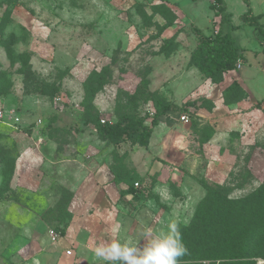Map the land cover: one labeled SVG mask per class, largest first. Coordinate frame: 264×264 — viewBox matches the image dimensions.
Listing matches in <instances>:
<instances>
[{
  "label": "rangeland",
  "instance_id": "374dc122",
  "mask_svg": "<svg viewBox=\"0 0 264 264\" xmlns=\"http://www.w3.org/2000/svg\"><path fill=\"white\" fill-rule=\"evenodd\" d=\"M215 1L0 0V264H111L94 254L88 257V250L94 252L96 246L106 245L105 241L108 244L98 230L115 232L122 220L118 230L123 236L118 240L131 238L142 246L146 230L153 234L166 230L172 220L178 226L188 225L196 204L214 185L229 188L230 198H238L264 182V93L262 102L255 96L263 118L246 119L241 132L226 130L235 122L224 109L235 104L219 106L212 115V111L198 109L170 110L168 116L176 121L187 115L189 124L173 130L184 137L182 147L177 148L181 154L171 155V172L180 176L175 183L170 177L165 180L168 193L159 200L163 204L151 197L148 167L142 166L148 152L126 141V154L119 165L121 161L112 159L115 151L111 144L98 148L97 153L111 163L110 169L117 167L120 175L142 180L133 167L142 166L143 181L130 189L123 183L126 193L114 209L100 205L96 197L90 208L77 213L80 225H71L74 230L68 233L71 218L66 220L67 240L55 229L62 226L60 207L68 199L62 191L71 193V186L60 180L50 164L41 176L32 151L31 165L21 160L26 149L48 143L46 129L51 128V133L59 123L70 124L69 130L62 128L56 136L55 151L59 153L63 147L58 142L66 145L67 134L77 133L84 125L81 103L92 71L98 72L96 80L104 83L93 100L101 123H110L112 116L149 119L154 112L150 99L158 95L166 97L173 108L202 97V92L220 99L214 86L219 83L206 81L189 63L199 41L213 37L219 29L232 30L242 50L239 62L243 65L236 73L247 77L259 73L264 91V0H222V15L230 24H221ZM154 7H167L176 17L159 37L155 36L158 27L166 22ZM172 37L173 51L164 56L159 51ZM212 122L218 135L200 144L191 125L196 123L198 131ZM85 130L78 136L81 143H96L90 130ZM49 145L43 151L52 160L54 149ZM158 155L162 156V149ZM78 178L79 174H74L72 183ZM140 201V207L131 210L129 206ZM79 229L87 233L77 237Z\"/></svg>",
  "mask_w": 264,
  "mask_h": 264
},
{
  "label": "trees",
  "instance_id": "16d2710c",
  "mask_svg": "<svg viewBox=\"0 0 264 264\" xmlns=\"http://www.w3.org/2000/svg\"><path fill=\"white\" fill-rule=\"evenodd\" d=\"M215 2L216 13L221 15V24H230L225 15H222L225 12L222 0ZM153 10L166 22L158 27L155 36L159 37L165 29L174 24L176 17L167 7H154ZM173 46L174 38L172 37L165 42V48H161L159 53L169 56L173 51ZM241 52V48L232 35V30L219 29L213 37L199 41L190 54L189 63L206 80L220 83L224 73L237 69V64L242 58ZM98 78L99 73L92 71L86 80V93L81 103L83 124L91 126L100 140L114 147L131 140L132 145L147 148L159 119L171 109L173 111L196 110L204 107L211 111L213 108L212 103L205 99L188 101L180 108H173L164 96L158 95L154 99H150L154 112L149 119L132 120L129 117L116 116L117 121L113 124L101 123V114L93 107L94 97L104 84L100 80H96ZM94 80H96V86H93ZM234 92L240 95L236 96ZM245 97V93L236 82L223 90L225 104L237 103ZM147 120H150L149 124L146 123ZM191 129L194 134L197 132L200 144L208 142L214 134L213 129L207 125L197 131L195 123L191 125ZM53 130L50 133L51 128L46 129V138L56 139V136L64 129L53 127ZM124 157V155L119 156L116 153L112 155V159L116 161H121ZM120 163L122 161L117 164L120 165ZM116 168L110 169L114 177L113 183L116 185L126 183L128 189L138 183L139 180L136 176L131 178L127 175H120ZM62 192L68 196V199L60 207L59 222L62 223V226L55 231L64 237L65 222L71 218L68 207L73 195L68 190ZM125 193L124 190L119 191L120 197H123ZM229 193V188L214 185L196 204L188 225H179L187 253L179 258L178 264H257L258 260L264 261V182L242 197L230 198ZM134 198L139 200L137 196Z\"/></svg>",
  "mask_w": 264,
  "mask_h": 264
},
{
  "label": "crops",
  "instance_id": "0c3cea01",
  "mask_svg": "<svg viewBox=\"0 0 264 264\" xmlns=\"http://www.w3.org/2000/svg\"><path fill=\"white\" fill-rule=\"evenodd\" d=\"M239 64L240 65L239 67L237 66L236 70L242 68L243 63L239 62ZM247 65L251 67V65L249 64ZM236 70L228 71L224 73L222 82L219 83L218 85H214L215 88H218L217 90H218L220 99L217 98L216 100H213L208 92L206 93L202 92V95H203L202 97L191 100V101H194V100L205 99V100L210 101L213 106L211 110L212 111L211 115H212L214 111L219 108V106H222V107L225 106L224 99H223V90L229 85H231L233 82H236L239 85V87L243 90L246 97L243 100H241L240 103L238 102L237 104L234 103L235 104L234 106H228V107L226 106V108L224 109L227 112V115L229 113L230 115L229 117H231L230 118L231 121L233 120L235 122L234 126H231L229 129L226 128L227 132L228 131L230 132L231 130L239 131L240 127L244 126V124L242 123H244L246 119L249 120V118H258V119L263 118L262 109H264V105L262 106V109H261V104H258L259 102H262L263 97L261 95L264 93V91H262V88H261L263 87V84H261L262 80H261L260 74L252 72V75L248 77L245 75L239 76L236 73ZM206 81H209V80H206ZM255 96L258 98L260 97V100L258 103L257 102L255 103L256 101ZM214 105H215V108H214ZM257 105H259L260 109L256 108ZM198 110L208 111L204 107L198 108ZM234 111L235 113H230ZM169 113H170V110L165 112V114L159 119L158 125L153 129L151 138L149 140L148 147L142 148L143 152H146V153L148 152L147 153L148 156H145V161L142 164V166L148 167L147 172L149 171L148 174L151 179L149 189L152 192L151 197H154L155 201H156V197H157V201H159L160 196H163L165 195V193H168L167 185H165L164 183L165 180H167L168 177H170L169 181H171L172 183H175L176 181L175 178L178 179L180 176V175L179 176L176 175V173L174 172H171V170L172 171L174 170V168H172L173 165L171 161L173 159L171 155H173L175 152H177V154H181L180 149H177V148L182 147L184 143V139L182 138L184 137L180 135V132L175 133L173 132V130H175L176 128H179V129L184 128L185 125L179 122V118H178V121H176L171 115L168 116ZM59 118L60 117H58V120ZM109 119H110L111 124L117 121V118L115 116H112V119L111 117ZM69 125L63 126V125H60L59 123L55 125V127L65 128L66 130H69L70 128ZM210 126L213 128V131H214L213 135H216V134L218 135L219 131L217 130V127L216 128L214 127L213 122L210 123ZM78 128L80 129L79 131H77V133L73 131L71 132V134L70 133L67 134V136H69V143L64 145L58 142L63 147L62 148L63 150L60 151L59 153H56L55 151V148L58 145L56 142V139H52L53 141H51L50 139L47 138L48 143L50 144L49 146L51 147V149H54L52 160H50L47 156H45L44 151H43L44 147H46L48 143H44L38 146L34 150L26 149L25 152H23L21 155V160L24 161V164L26 166L31 165L29 161V152L32 151V153L36 154V159H37L36 170L38 173H40L41 176H43V168H45L46 166L50 164L51 168H53L55 172L60 174L61 176L60 180L66 185L71 186V193L73 197L68 207V210L71 214V222H70L71 224L66 230L67 233L69 232V229H73L71 225L74 226L75 223L77 224L76 220H79L77 216L83 213L85 211V208L86 209L90 208L93 201L97 200V198L99 199L98 201L100 202V205L106 208L110 206L111 208L114 209L117 206V203L120 200V198H122L120 197L119 191L125 190V186H126L124 184L116 185L115 183H113L114 177L110 170L111 163L108 162L107 157L106 159L102 158V156L100 155L101 152L97 153L98 152L97 149L100 148L101 146L107 148V143L105 141L100 140L97 137L95 130L91 131L90 128H88L85 125L79 126ZM84 128H87V129L85 130ZM252 128L254 130L257 129L258 131L261 128V125L260 124L257 125L256 129L255 127H252ZM88 129L90 130L88 132L92 134L94 138L92 139L95 140L96 143L87 141V143H84L83 145L81 143L82 140L79 139L78 136L85 134V132L83 131L84 130L87 131ZM239 132H241V130ZM190 133L193 136L191 130H190ZM72 136L75 137L74 139H76V141L72 139ZM124 145L125 144L122 143L115 147L111 145V147H112V150H114L115 153L118 154L119 156H122V155L125 156L126 151L123 150ZM136 148L141 149V147H138V146H136ZM161 149H162V156L158 155L159 150ZM168 153H170V155ZM127 160H129L128 157L125 158L124 161L126 162ZM135 166H133L135 168L134 171H136L142 177V180L140 179L139 180L143 181L144 174L141 172L142 166H136V167ZM76 173L79 174V178L76 181V183H72L71 179H73V175ZM112 190H114V192L111 195H109ZM141 202L142 201L134 203L135 207L133 208L131 205L129 207L131 208V210H133L136 207L138 209L140 207ZM159 202L162 203V201H159ZM78 225L80 224H77V226ZM121 226H122V220H121V225H119L117 229L120 228ZM98 232H99V236L104 235L105 238L108 239V244H110L111 242L115 240H118L120 236H123V234L120 233L119 230L115 232H110V233L104 232V234L101 233L100 230H98ZM67 233L62 238V240L68 239ZM82 233H87V231L85 229L84 230L79 229L77 232V237L79 234H82ZM118 241H120L121 243H124V241L122 240H118ZM105 244H107V241H105ZM87 252L89 255L88 257H91L94 254V252L91 251V249L88 250ZM66 263L67 262L65 261L57 262V264H66Z\"/></svg>",
  "mask_w": 264,
  "mask_h": 264
},
{
  "label": "clouds",
  "instance_id": "9594fccd",
  "mask_svg": "<svg viewBox=\"0 0 264 264\" xmlns=\"http://www.w3.org/2000/svg\"><path fill=\"white\" fill-rule=\"evenodd\" d=\"M143 236L146 243L142 246L131 238L124 243L115 240L96 246L94 255L111 264H178L179 258L187 253L179 226L174 220L168 223L166 230L155 234L146 230ZM257 264H264V261L258 260Z\"/></svg>",
  "mask_w": 264,
  "mask_h": 264
},
{
  "label": "built area",
  "instance_id": "2783aa9c",
  "mask_svg": "<svg viewBox=\"0 0 264 264\" xmlns=\"http://www.w3.org/2000/svg\"><path fill=\"white\" fill-rule=\"evenodd\" d=\"M239 65H240V64H237L238 67H239ZM1 114H2V113H1V111H0V116H1ZM179 122H181V123L184 124V125H188V124H189V119H188L187 115H182V116H180V117H179ZM137 185H138V184H135V186H137ZM51 234H52V241H54V240H55L54 232H51ZM66 254L69 255L70 252L67 251Z\"/></svg>",
  "mask_w": 264,
  "mask_h": 264
}]
</instances>
